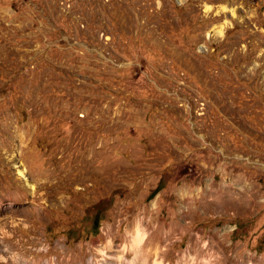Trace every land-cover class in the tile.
Instances as JSON below:
<instances>
[{"label": "rangeland", "instance_id": "rangeland-1", "mask_svg": "<svg viewBox=\"0 0 264 264\" xmlns=\"http://www.w3.org/2000/svg\"><path fill=\"white\" fill-rule=\"evenodd\" d=\"M0 264H264V0H0Z\"/></svg>", "mask_w": 264, "mask_h": 264}, {"label": "trees", "instance_id": "trees-1", "mask_svg": "<svg viewBox=\"0 0 264 264\" xmlns=\"http://www.w3.org/2000/svg\"><path fill=\"white\" fill-rule=\"evenodd\" d=\"M163 187V184L161 183V181H159V183L157 184L156 188L153 190L152 194H151V198Z\"/></svg>", "mask_w": 264, "mask_h": 264}]
</instances>
